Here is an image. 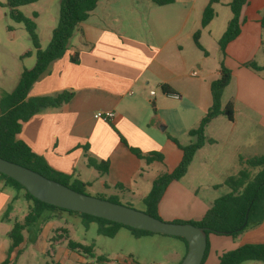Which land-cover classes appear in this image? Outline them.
Masks as SVG:
<instances>
[{
    "label": "crops",
    "instance_id": "crops-1",
    "mask_svg": "<svg viewBox=\"0 0 264 264\" xmlns=\"http://www.w3.org/2000/svg\"><path fill=\"white\" fill-rule=\"evenodd\" d=\"M40 1L21 7L20 11L31 7L25 15L31 18L36 13L37 22L42 15L37 6ZM227 1L213 4L215 17L202 29L201 16L209 0H174L162 7L155 6L152 0H98L87 20L74 32L78 43L70 45L61 58L52 61L28 92V97H39L72 91L73 98L58 108L32 116L22 125L18 139L54 171L86 184L85 188L98 184L99 190L111 194L116 191L122 196H144L156 177L178 165L181 151L165 134L169 131L168 135L175 138L171 129L174 123L185 133L198 126L211 106L210 85L217 79L222 62L230 70L231 79L221 101L227 90L228 97L221 104L222 108L230 105L232 121L221 114L206 126L205 137L214 142L195 153L188 172L194 165L202 168L208 162L224 158L232 165H240V160L264 154L261 149L264 148V71L254 72L244 67L250 62L257 66L264 64V30L259 23L264 0H247L240 14L239 34L225 46L224 57L219 50V65L213 73L207 68L208 51L204 42L212 37L216 21L221 26L226 22V26L228 19L222 18L221 10L227 8ZM0 11L8 17L1 5ZM125 13L131 19L124 18ZM197 30H200L199 43L207 55L193 43ZM20 31L7 26V34L0 33V100L13 91L21 73L34 66L35 61L32 67H23L15 76H6L10 69L8 61L34 56L25 55L31 47L27 44L28 37ZM223 32L221 29L220 34V28L217 29L218 38ZM15 33H18L17 41ZM39 42L42 47L40 39ZM75 54L76 64L70 61ZM163 85L181 99L176 101L164 94ZM169 101H176V107L164 108V102ZM97 112H113L114 117L110 122L97 120L94 118ZM129 148L143 155L158 153L162 162L146 164ZM86 156L96 162H108L106 173L88 167ZM161 166L165 170H160ZM149 168L156 169V173L150 175ZM5 202L6 196L0 193V209ZM163 202L164 196L158 206L159 216L165 211ZM207 209L190 210L175 218L197 221ZM207 239L209 249L203 264H218L219 256L243 245L264 246V220L249 226L236 238L208 235ZM6 253L1 254L0 262ZM184 254H175L171 262L179 264ZM249 263L261 262L242 264Z\"/></svg>",
    "mask_w": 264,
    "mask_h": 264
},
{
    "label": "trees",
    "instance_id": "trees-1",
    "mask_svg": "<svg viewBox=\"0 0 264 264\" xmlns=\"http://www.w3.org/2000/svg\"><path fill=\"white\" fill-rule=\"evenodd\" d=\"M38 0H4L1 6L7 8L8 18L16 24H21L27 33L31 44V50L25 55L34 54V66L29 70H24L13 91L5 95L0 100V158L26 167L43 177L58 182L78 193H83L86 184L72 179L67 175L54 171L46 161L34 154L22 141L18 139L22 125L32 116L44 112L48 109L58 108L68 103L73 98L72 91H61L54 95L28 97V92L32 84L45 72L48 65L61 58L68 49V43L78 26L87 20L90 13L95 9L98 0H59L58 19L56 26L51 31V37L48 45L41 49L37 34V27L34 22L36 13L31 18L24 16L19 10L21 7L36 3ZM218 0H209L201 16L200 26L205 28L215 17L213 4ZM174 0H152L155 6L162 7L170 5ZM247 4V0H228L226 6L231 12V19L228 21L225 31L217 41L219 50L224 57L225 46L235 39L240 29V14L242 8ZM261 28L264 30V13L259 20ZM9 30L11 28H8ZM200 30L193 34V43L196 48L207 55L199 43ZM264 52V44H263ZM71 63H77V54L70 58ZM244 67L254 71H264V64L257 66L250 62ZM231 79V72L223 63H220L219 75L210 85L211 106L205 115L201 118L198 126L188 131V136L193 139L187 145H180L175 138L168 136L169 140L181 151V159L178 165L169 173H163L156 177L148 194L144 197L143 203L146 207L144 213L162 220L159 216L158 206L163 194L169 184L179 181L187 173L188 167L195 153L204 145L212 144L214 141L205 137L206 126L221 114H226L229 121H232V111L230 105L221 108L222 92L227 87ZM164 94H169L168 87L161 86ZM124 143V141L122 140ZM129 151L137 158L144 160L146 164L154 161L162 162V156L158 153L141 154L137 149L129 148ZM87 166L95 169L101 174H105L108 168V162H96L86 156ZM241 169L234 176L227 177L223 186L227 187L228 192L213 201L203 216L197 221H173V223L191 224L203 228L208 235L227 236L236 238L241 235L249 226L260 224L264 220V154L240 160ZM0 180L4 186L15 190H23V197L26 201L32 203V206L24 216L22 222L15 221L11 226L7 236L10 240V246L6 257L0 264H14L19 246L22 244L23 231L32 223L37 221L43 212H64L78 215L85 225L95 223L97 233L106 237H114L119 228L128 229L136 238L152 235V233L131 229L120 224L112 223L100 218H95L85 214H79L72 211H66L51 205L42 203L31 197L26 190L14 180L0 174ZM113 203L116 200H108ZM10 206L6 208L3 219L8 217ZM63 231V230H62ZM65 232V231H63ZM66 233V232H65ZM60 237V236H59ZM169 237V236H166ZM187 243L179 237H171ZM62 239V237H60ZM59 239V240H60ZM57 241L56 238L52 239ZM208 239L206 249L201 264L204 263L208 254ZM66 248L76 254L92 256L93 247L85 246L80 243L68 240ZM245 262L264 263V246L259 244L243 245L235 250L223 253L218 258V264H242ZM180 264V262H179Z\"/></svg>",
    "mask_w": 264,
    "mask_h": 264
},
{
    "label": "rangeland",
    "instance_id": "rangeland-1",
    "mask_svg": "<svg viewBox=\"0 0 264 264\" xmlns=\"http://www.w3.org/2000/svg\"><path fill=\"white\" fill-rule=\"evenodd\" d=\"M58 1L59 0H50L46 3L44 0H41L37 5L42 10V15L39 20L37 22L34 20L38 30V38L41 40L42 44L41 49H44L48 45L51 31L57 24ZM3 8L7 14V8ZM30 9L31 7H26V9H22L21 12L26 16ZM2 14L4 15V13L0 11V33L6 35V27L9 26L20 28V32L23 36H27L21 24L14 23ZM221 16L222 18L223 16L224 18L226 17L228 21L231 19L232 15L228 7L221 10ZM123 17L131 19V16L127 13L123 14ZM133 21L136 20L133 18ZM225 23L226 22L221 26L219 25V20L216 21V23L213 24L215 28L212 27V37L209 38L207 42H204L208 51L207 68L213 73L217 70L219 65L220 53L217 41L219 40L218 37L221 34V29L222 31L226 29L227 24L225 26ZM132 24L135 25L134 22H132ZM148 24L149 22H147V25ZM219 28L220 34L217 35V29L219 31ZM17 34L18 33H15L16 41L18 39ZM7 39L3 41L7 42ZM77 40V35L74 33L69 40L68 47L70 45L75 46L78 43ZM27 44L31 47L29 39H27ZM34 61V56L31 58L24 57L20 60L13 61L12 59L8 61L10 69L6 72V76L11 78L23 67H32V62ZM228 94V90L224 92L221 103L226 100ZM176 101L164 102L163 107L166 109L174 108L176 107ZM163 115L166 117V114ZM169 121L172 123V120L169 119ZM175 127L174 123L171 129H173L172 132L175 134L174 137L180 145L189 144L187 142L188 140L193 141V139L188 136V133ZM167 132L169 134V131ZM168 134L166 133L165 136H169ZM261 149L264 151V148ZM240 169L238 163L237 165H232L226 158L220 161L208 162L207 165L202 168H198L197 165H194L189 172L187 170L188 173H186L183 178L169 185L165 190L163 194V210L165 211L162 212L163 216L160 215V218L165 222H173L180 220V218L175 217H178V215L182 213L186 214L190 212V210L207 209L214 200L228 192L227 187L222 185L224 180L229 176L236 175ZM160 170H165V168L161 166ZM148 173L153 175L156 173V169L153 170V168H149ZM148 187L150 190L151 187ZM149 190L144 192V196H138L137 194L135 197H132L131 194L122 196L116 191H113V194H111V191L99 190V185L94 184L93 187L85 188L84 194L103 200L113 199L122 206L132 208L138 212H145L146 207L143 203V199L148 194ZM0 193L6 196L5 205L0 209L1 256V254L4 255L6 253L10 246V240L7 234L11 226L15 221H23L32 203L24 199L23 190H15L11 187H6L1 180ZM8 205L10 206L8 217L3 219V214ZM59 236L62 237V239H60ZM23 238L24 240L18 248L19 253L16 256L14 264H173L171 261L175 254L182 256L185 253V244L182 242L183 245H181L177 243L178 241H176V239H172L171 237L152 234L136 238L128 229L119 228L115 236L110 238L98 234L97 225L95 223L85 225L78 215L58 211L43 212L37 221L29 225L23 231ZM53 238H56L57 241H53ZM68 240L85 246H92L93 255L85 256L69 251L66 248Z\"/></svg>",
    "mask_w": 264,
    "mask_h": 264
},
{
    "label": "water",
    "instance_id": "water-1",
    "mask_svg": "<svg viewBox=\"0 0 264 264\" xmlns=\"http://www.w3.org/2000/svg\"><path fill=\"white\" fill-rule=\"evenodd\" d=\"M164 130V127H160ZM0 174L14 180L34 199L56 208L100 218L135 230L179 237L187 251L180 264H201L207 236L203 228L191 224L165 222L117 203L78 193L58 182L18 164L0 158Z\"/></svg>",
    "mask_w": 264,
    "mask_h": 264
},
{
    "label": "built area",
    "instance_id": "built-area-1",
    "mask_svg": "<svg viewBox=\"0 0 264 264\" xmlns=\"http://www.w3.org/2000/svg\"><path fill=\"white\" fill-rule=\"evenodd\" d=\"M193 76L196 75V73H192ZM151 95H154L153 92L150 93ZM167 96H169L170 98L174 99V100H180L181 97L178 94H174V93H169L166 94ZM114 117L113 112H97L96 114H94V118L97 120H102L104 122H110Z\"/></svg>",
    "mask_w": 264,
    "mask_h": 264
}]
</instances>
